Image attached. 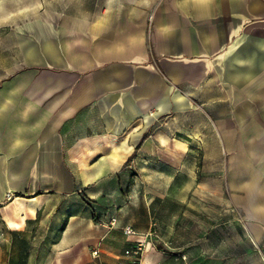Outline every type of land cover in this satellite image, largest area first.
Masks as SVG:
<instances>
[{
	"label": "crops",
	"instance_id": "obj_1",
	"mask_svg": "<svg viewBox=\"0 0 264 264\" xmlns=\"http://www.w3.org/2000/svg\"><path fill=\"white\" fill-rule=\"evenodd\" d=\"M100 3L73 10L60 54L38 47L49 58H33V47H19L21 60L0 78V221L11 228L3 211L12 206H23L24 218H11L23 227L63 211L54 248L81 246L91 257L96 248L102 264L113 227L99 233L91 219L78 234L73 202L118 212L143 177L131 165L143 164L150 177L179 171L181 193L197 186L202 195L197 173L207 164L213 194L226 195L264 257V0ZM193 149L210 153L201 169L191 168ZM14 239L6 236L0 260Z\"/></svg>",
	"mask_w": 264,
	"mask_h": 264
},
{
	"label": "rangeland",
	"instance_id": "obj_2",
	"mask_svg": "<svg viewBox=\"0 0 264 264\" xmlns=\"http://www.w3.org/2000/svg\"><path fill=\"white\" fill-rule=\"evenodd\" d=\"M101 0H0V78L14 70L15 60H21L19 47H33L30 54L49 58L38 47H69L72 38L73 10L76 8L101 11ZM51 70L47 68L46 71ZM190 123L199 124L201 118L190 117ZM155 122L153 125H158ZM155 128V126H152ZM194 129V128H193ZM191 168L205 165L204 158L210 153L206 149H193ZM163 153V157H164ZM195 163V165H194ZM131 171H141L142 179H136L135 192L123 197L116 212L97 213L92 206L81 209L80 203L73 202V210L78 214L76 223L81 226L78 234H85L86 226L92 222L98 225L97 232L105 234L107 226L113 227V234L106 237L101 255L102 264L115 263L110 255L142 243V254L136 259L139 264H264L259 247L250 240L243 218L228 203L226 195L213 194L217 184L213 171L206 164L197 173L205 194L181 193L179 164L174 162L176 174L172 179L159 174L150 177V165L132 166ZM135 169V170H134ZM192 182V181H190ZM133 184V183H132ZM132 185H127V188ZM140 191V192H139ZM86 198V197H84ZM23 206L5 208L3 216L9 229L0 221V251L5 253L7 235L14 239L10 244L9 258L0 264H99L81 246L60 254L53 241L59 236L65 222L63 211L48 210L39 214L24 227L11 218H21ZM33 212V210H31ZM131 225L130 233H127ZM13 226V227H12ZM107 257V258H106ZM122 264H134L133 258H122Z\"/></svg>",
	"mask_w": 264,
	"mask_h": 264
},
{
	"label": "built area",
	"instance_id": "obj_3",
	"mask_svg": "<svg viewBox=\"0 0 264 264\" xmlns=\"http://www.w3.org/2000/svg\"><path fill=\"white\" fill-rule=\"evenodd\" d=\"M11 194L10 193H7L6 197L7 198H10ZM127 230V233H130L131 230H130V227ZM142 254V243L139 242L137 244V246L135 247H131V248H127L123 251V255L126 257V258H133V263L134 264H139L137 263L136 259H138V257H140ZM91 255L94 259H97L98 256H99V251L98 249L94 248L92 251H91Z\"/></svg>",
	"mask_w": 264,
	"mask_h": 264
}]
</instances>
